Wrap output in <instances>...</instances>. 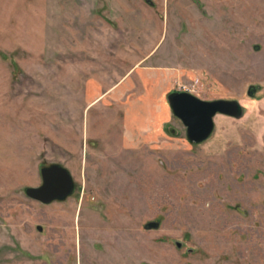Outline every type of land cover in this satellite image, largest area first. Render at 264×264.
Wrapping results in <instances>:
<instances>
[{"label":"rangeland","instance_id":"obj_1","mask_svg":"<svg viewBox=\"0 0 264 264\" xmlns=\"http://www.w3.org/2000/svg\"><path fill=\"white\" fill-rule=\"evenodd\" d=\"M136 68L244 113L130 144ZM52 164L74 191L44 204ZM0 264H264V0H0Z\"/></svg>","mask_w":264,"mask_h":264},{"label":"water","instance_id":"obj_2","mask_svg":"<svg viewBox=\"0 0 264 264\" xmlns=\"http://www.w3.org/2000/svg\"><path fill=\"white\" fill-rule=\"evenodd\" d=\"M172 111L186 127L187 137L194 143L208 140L215 130L217 114L241 117L244 107L238 100H208L188 91H175L168 95ZM43 182L39 186H31L26 193L31 198L48 204L58 199H65L74 191V179L71 171L63 165L52 164L41 170ZM153 221L146 227H156ZM179 245H181L179 243Z\"/></svg>","mask_w":264,"mask_h":264},{"label":"crops","instance_id":"obj_3","mask_svg":"<svg viewBox=\"0 0 264 264\" xmlns=\"http://www.w3.org/2000/svg\"><path fill=\"white\" fill-rule=\"evenodd\" d=\"M144 69L136 68L132 70L122 81V84H124L123 86L127 87V91L129 89L131 90V88H133L131 80L133 79H130V77L137 74L139 80L135 77L133 83L136 82L143 88V91H140L136 100L126 103L129 107L126 108V117L124 118L125 124L123 128H125L120 134L124 137L125 141L128 140L130 144H134L135 141H157V138L164 134L170 123L167 116L169 111H172V108L168 101V94L164 95L162 93L163 91L159 93L157 88L160 83L168 85L167 73L160 71L161 78H157L160 76L158 74L155 79H152L151 73ZM157 81L160 82L158 86L155 85ZM125 83L127 84L126 86ZM112 91L113 88H110V90L103 92L91 102V105L95 104L100 99L106 98L107 93ZM128 99L130 98L128 97Z\"/></svg>","mask_w":264,"mask_h":264},{"label":"built area","instance_id":"obj_4","mask_svg":"<svg viewBox=\"0 0 264 264\" xmlns=\"http://www.w3.org/2000/svg\"><path fill=\"white\" fill-rule=\"evenodd\" d=\"M199 78H197L196 80H194V82L192 83L193 84V87H189L188 85H181L180 89L181 91H188V92H192L194 93L195 92V86L199 83ZM195 94V93H194Z\"/></svg>","mask_w":264,"mask_h":264},{"label":"flooded vegetation","instance_id":"obj_5","mask_svg":"<svg viewBox=\"0 0 264 264\" xmlns=\"http://www.w3.org/2000/svg\"><path fill=\"white\" fill-rule=\"evenodd\" d=\"M172 131H174V129H172ZM61 200H63V199H61ZM56 201V200H55ZM54 202V201H53ZM53 202H51V203H53ZM48 204H50V203H48Z\"/></svg>","mask_w":264,"mask_h":264},{"label":"bare ground","instance_id":"obj_6","mask_svg":"<svg viewBox=\"0 0 264 264\" xmlns=\"http://www.w3.org/2000/svg\"><path fill=\"white\" fill-rule=\"evenodd\" d=\"M115 237V236H114ZM111 241V240H110ZM134 246V245H133Z\"/></svg>","mask_w":264,"mask_h":264}]
</instances>
